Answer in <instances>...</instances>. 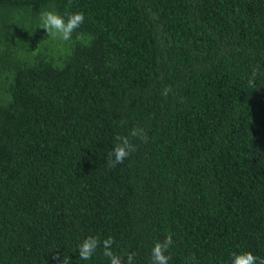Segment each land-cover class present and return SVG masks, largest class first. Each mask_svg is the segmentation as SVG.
<instances>
[{"label":"trees","instance_id":"16d2710c","mask_svg":"<svg viewBox=\"0 0 264 264\" xmlns=\"http://www.w3.org/2000/svg\"><path fill=\"white\" fill-rule=\"evenodd\" d=\"M168 233V264L264 258V0H0V264H109L88 236L151 264Z\"/></svg>","mask_w":264,"mask_h":264},{"label":"clouds","instance_id":"9594fccd","mask_svg":"<svg viewBox=\"0 0 264 264\" xmlns=\"http://www.w3.org/2000/svg\"><path fill=\"white\" fill-rule=\"evenodd\" d=\"M71 4V0H69ZM40 23L38 28L43 29L47 35L62 42H69L73 38V33L85 22V15L81 11L66 12L64 15L59 14L54 9L44 10L39 14ZM253 80L250 84L255 87ZM172 91L171 87H166L162 92V96H167ZM130 138L139 139L146 143L148 140L147 132L142 127H135L130 130L126 136H115V145L108 153L107 164L110 168H115L122 164L125 159L129 158L133 152L136 151V145L131 142ZM174 234L168 233L162 241L154 243L151 249V264H168L170 255H167L169 248L174 244ZM115 241L109 236L101 241L96 236L86 237L78 245L79 258L84 261L92 259L97 249H102L103 256L107 258L109 264H132L134 254L129 253L127 256L118 254L113 249ZM195 257L190 256L186 261H194ZM60 264H70L69 257L63 259ZM230 264H264V258L257 257L251 251H244L240 253L233 252L231 255Z\"/></svg>","mask_w":264,"mask_h":264}]
</instances>
